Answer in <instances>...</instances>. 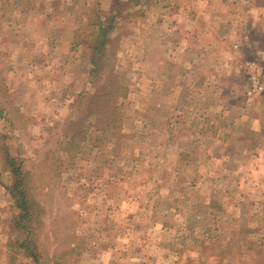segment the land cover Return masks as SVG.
Returning <instances> with one entry per match:
<instances>
[{
  "label": "rangeland",
  "instance_id": "374dc122",
  "mask_svg": "<svg viewBox=\"0 0 264 264\" xmlns=\"http://www.w3.org/2000/svg\"><path fill=\"white\" fill-rule=\"evenodd\" d=\"M0 264H264V0H0Z\"/></svg>",
  "mask_w": 264,
  "mask_h": 264
},
{
  "label": "trees",
  "instance_id": "16d2710c",
  "mask_svg": "<svg viewBox=\"0 0 264 264\" xmlns=\"http://www.w3.org/2000/svg\"><path fill=\"white\" fill-rule=\"evenodd\" d=\"M96 97V102H99L101 95L99 94ZM103 98H105V95H103ZM6 161L8 162L12 173V184L9 187V193L11 197L15 200L16 206L20 211V215L18 216L17 221V227L27 230V227L29 226L32 217V205L27 192L26 180L24 178L21 165L18 164L14 158L7 157ZM29 242L30 241L26 239L23 242L22 246L29 252V254L33 258L36 259V255H34L35 253L28 245Z\"/></svg>",
  "mask_w": 264,
  "mask_h": 264
}]
</instances>
